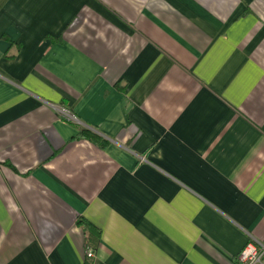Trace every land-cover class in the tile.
Here are the masks:
<instances>
[{
    "label": "crops",
    "instance_id": "obj_1",
    "mask_svg": "<svg viewBox=\"0 0 264 264\" xmlns=\"http://www.w3.org/2000/svg\"><path fill=\"white\" fill-rule=\"evenodd\" d=\"M249 239L264 0H0V264H237Z\"/></svg>",
    "mask_w": 264,
    "mask_h": 264
},
{
    "label": "built area",
    "instance_id": "obj_2",
    "mask_svg": "<svg viewBox=\"0 0 264 264\" xmlns=\"http://www.w3.org/2000/svg\"><path fill=\"white\" fill-rule=\"evenodd\" d=\"M57 113L60 118L69 124H78L77 118L65 107H58ZM88 258H92L93 254L89 252ZM237 264H264V242H257L249 239L243 249L236 257Z\"/></svg>",
    "mask_w": 264,
    "mask_h": 264
},
{
    "label": "trees",
    "instance_id": "obj_3",
    "mask_svg": "<svg viewBox=\"0 0 264 264\" xmlns=\"http://www.w3.org/2000/svg\"><path fill=\"white\" fill-rule=\"evenodd\" d=\"M74 125V124H73ZM78 130V137L79 138H85L90 140L93 143L102 144V141H100L96 136H94L92 133L87 131L86 129H83L82 127L78 125H74ZM103 147V144H102ZM76 225L79 226L82 231L84 232L85 236V250L86 251H93L100 240V230L93 227L91 224H89L86 220L82 218H78L76 220ZM93 249V250H92ZM83 264H92V259L88 258L87 255L85 256L84 263Z\"/></svg>",
    "mask_w": 264,
    "mask_h": 264
}]
</instances>
